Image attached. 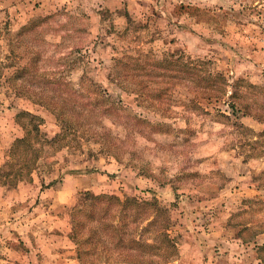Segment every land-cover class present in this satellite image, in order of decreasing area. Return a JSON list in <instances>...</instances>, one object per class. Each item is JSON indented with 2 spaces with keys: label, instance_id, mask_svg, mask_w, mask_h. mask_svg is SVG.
Wrapping results in <instances>:
<instances>
[{
  "label": "rangeland",
  "instance_id": "374dc122",
  "mask_svg": "<svg viewBox=\"0 0 264 264\" xmlns=\"http://www.w3.org/2000/svg\"><path fill=\"white\" fill-rule=\"evenodd\" d=\"M252 86L264 0H0V264H264Z\"/></svg>",
  "mask_w": 264,
  "mask_h": 264
},
{
  "label": "trees",
  "instance_id": "16d2710c",
  "mask_svg": "<svg viewBox=\"0 0 264 264\" xmlns=\"http://www.w3.org/2000/svg\"><path fill=\"white\" fill-rule=\"evenodd\" d=\"M185 70L188 71V68L186 66H185ZM200 76H201L202 81H205L204 77L202 75H200ZM240 87L241 86H235L234 90L231 91V94L229 95V99H230V101L232 103L231 104V107L232 108H234L235 107V103L237 101H239L238 94L240 93L239 92L240 91ZM251 89L257 90L256 91V95L254 96L255 97L254 98V101H255V103L259 107L257 109H260V110H257L256 117L257 118H262L263 116L261 114H259V113H261V111L263 109L262 106L264 105V101H262L261 99H259V96L264 97V86L258 87V88L252 86ZM244 107H245V108H243L244 109V112H247L248 110L246 108L248 106H244ZM263 122H264V118H263ZM63 125H64L65 129H67L69 127L68 122H66V121L65 122L63 121ZM104 198H106V199H104ZM104 198H102V196H92V197H87L85 200L86 201H90L92 204H98L99 206H100V202H102L103 203L101 205L102 208L105 207V205L109 203L110 205L116 206V211L117 212L123 213V214L126 213V212H128L131 209L132 210L133 209H136L139 206V203H138L137 200H129V201H126V202H124V201L121 202L120 200H117L116 202H113V199H114L113 197H106V196H104ZM111 199H112V203H110V200ZM82 206H83V204L81 203L78 208L80 209ZM78 208H77V210H78ZM148 219L149 218L146 217V218H143L142 220H146L147 221ZM151 221H152V219L148 220V223H151ZM76 222L78 223L77 220L75 221V223ZM77 223H76V225H77ZM108 227H110V226H108ZM131 241H132V239H131ZM79 253H80V248H79Z\"/></svg>",
  "mask_w": 264,
  "mask_h": 264
}]
</instances>
